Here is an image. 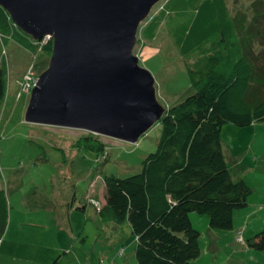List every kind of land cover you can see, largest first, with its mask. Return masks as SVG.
I'll return each instance as SVG.
<instances>
[{"label": "trees", "instance_id": "1", "mask_svg": "<svg viewBox=\"0 0 264 264\" xmlns=\"http://www.w3.org/2000/svg\"><path fill=\"white\" fill-rule=\"evenodd\" d=\"M249 7L254 21L245 25L229 15L225 0H164L138 28V41L147 43L163 28L162 37L185 60L191 94L165 109L155 150L140 161L139 172L125 178L104 176L103 201L87 200L112 231L127 225L136 264H189L200 253L199 233L188 214L206 217L209 229L230 231L233 212L246 207L251 190L229 174L220 130L225 124H264V22L257 21L264 17V0ZM5 41L46 59L50 55V40H31L0 8L2 46ZM23 75L9 103L6 67L0 63V112L3 108L7 114L13 101L28 95L20 88ZM69 146L93 153L96 160L104 156L103 143L90 133ZM7 219L0 192V238ZM235 241L264 252V229Z\"/></svg>", "mask_w": 264, "mask_h": 264}, {"label": "rangeland", "instance_id": "2", "mask_svg": "<svg viewBox=\"0 0 264 264\" xmlns=\"http://www.w3.org/2000/svg\"><path fill=\"white\" fill-rule=\"evenodd\" d=\"M163 1L151 8L145 21L158 12ZM252 1L225 3L229 15L247 25L254 21V11L249 7ZM259 20L264 22V17L260 15ZM162 29L152 43L139 42L136 34L133 55L138 66L150 74L157 103L168 109L190 95L191 89L185 60L177 55L170 40L162 37ZM143 46L155 48L154 53H140ZM47 60L45 55L25 52L11 41H5L3 46L0 43L9 103L22 74L31 67L37 77L46 68ZM27 100L28 95H22L13 101L7 114L3 108L0 112V192L9 217L0 264H87V260L88 264H136L134 240L127 225L120 224L117 230L122 233L114 234L87 200L94 197L103 201L104 176L125 178L139 172L140 161L155 150L159 121L134 144L98 136L104 145V156L96 160L93 153L69 146L84 132L25 123ZM220 141L229 174L233 180L242 179L251 193L246 207L233 212L230 231L209 229L206 217L188 214L192 228L199 233L200 253L189 264H263L264 252L240 245L235 237L245 241L264 229V124H225ZM80 205H84L83 211ZM19 222L33 226L20 227ZM10 237L18 241L17 246L9 244ZM11 255L15 256L13 260Z\"/></svg>", "mask_w": 264, "mask_h": 264}, {"label": "water", "instance_id": "3", "mask_svg": "<svg viewBox=\"0 0 264 264\" xmlns=\"http://www.w3.org/2000/svg\"><path fill=\"white\" fill-rule=\"evenodd\" d=\"M160 1L0 0L20 32L51 42L23 121L134 144L165 111L133 55L138 27Z\"/></svg>", "mask_w": 264, "mask_h": 264}, {"label": "crops", "instance_id": "4", "mask_svg": "<svg viewBox=\"0 0 264 264\" xmlns=\"http://www.w3.org/2000/svg\"><path fill=\"white\" fill-rule=\"evenodd\" d=\"M150 43H152V42H150ZM143 50H144V51L147 53V55H148V54H153L155 48H152V47H150V46H146V47H143V48L140 50V53H141ZM241 180H242V179H241ZM8 218H9V217H8ZM17 226L23 227V226H33V225H31L30 223H22V222H19V223L17 224ZM68 227H69V225H68L66 228H68ZM8 229H9V220L7 219V225H6V227H5V231H4V233L2 234V236H1V238H0V249H1V244H2V242H3V239H4V238L7 236V234H8V231H9ZM15 231L20 232L21 230H15ZM115 231H116V230H115ZM115 231H113L114 234H115L116 232L120 233L119 230H117L116 232H115ZM238 234H240V232H237L236 235H238ZM252 234H253V233H252ZM236 240H237V239H236ZM241 240H242V238H241ZM9 244H14V245L17 246V245H18V241H17L16 239L10 237ZM58 248H62V247H58ZM58 250H63V249H58ZM60 254H62V253H60ZM13 257L15 258V256L11 255L10 260H13ZM259 257H260V259H262V255H260ZM57 258H58V257H57ZM57 258H56V259H57ZM89 262H90V261L87 260V264H88ZM52 264H55V263L53 262ZM255 264H258V262L255 263Z\"/></svg>", "mask_w": 264, "mask_h": 264}, {"label": "built area", "instance_id": "5", "mask_svg": "<svg viewBox=\"0 0 264 264\" xmlns=\"http://www.w3.org/2000/svg\"><path fill=\"white\" fill-rule=\"evenodd\" d=\"M46 40H48V37H45L43 39V41L45 42ZM36 83V76L32 73V71L29 69H27L22 77V81L20 83V88L22 90V92L25 93H29L30 90L33 88V86ZM96 206V210L98 209L97 205ZM239 241V239H237Z\"/></svg>", "mask_w": 264, "mask_h": 264}, {"label": "clouds", "instance_id": "6", "mask_svg": "<svg viewBox=\"0 0 264 264\" xmlns=\"http://www.w3.org/2000/svg\"><path fill=\"white\" fill-rule=\"evenodd\" d=\"M43 39H44V38H43ZM43 39H41L40 41L44 42ZM48 40H49V38H48ZM36 78H37V77H36ZM28 95H29V93H28Z\"/></svg>", "mask_w": 264, "mask_h": 264}]
</instances>
